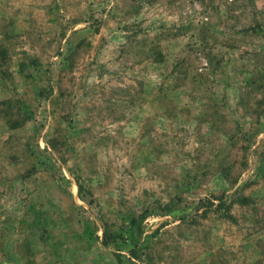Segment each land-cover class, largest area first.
I'll use <instances>...</instances> for the list:
<instances>
[{"label":"rangeland","instance_id":"374dc122","mask_svg":"<svg viewBox=\"0 0 264 264\" xmlns=\"http://www.w3.org/2000/svg\"><path fill=\"white\" fill-rule=\"evenodd\" d=\"M0 264H264V0H0Z\"/></svg>","mask_w":264,"mask_h":264},{"label":"trees","instance_id":"16d2710c","mask_svg":"<svg viewBox=\"0 0 264 264\" xmlns=\"http://www.w3.org/2000/svg\"><path fill=\"white\" fill-rule=\"evenodd\" d=\"M226 205H224L225 207ZM171 210L168 207L167 209L164 210L165 213H169ZM227 212V211H225ZM119 236H117V234H111V232H109V228L107 227V225L104 224V230H103V238H102V245L103 246H107L111 240L117 238Z\"/></svg>","mask_w":264,"mask_h":264}]
</instances>
